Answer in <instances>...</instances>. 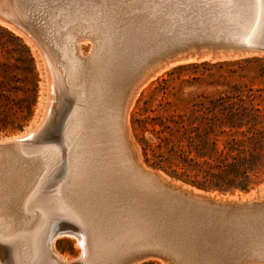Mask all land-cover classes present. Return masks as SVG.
Segmentation results:
<instances>
[{"label":"bare ground","instance_id":"obj_1","mask_svg":"<svg viewBox=\"0 0 264 264\" xmlns=\"http://www.w3.org/2000/svg\"><path fill=\"white\" fill-rule=\"evenodd\" d=\"M1 1L3 2V0ZM66 1L67 4L59 2L58 4L61 6L50 3V0L49 4L52 5L45 2L43 3L45 6L42 7L39 4L41 9L38 11L40 16L38 18L42 21L39 23L38 29L40 32L39 42L51 60L53 68L58 71L60 85L65 97L77 96V101L75 105L72 104L74 107L71 109L67 124H65V138H67L68 143L58 156L52 152L53 149L50 151L43 149L42 152L38 150V155L34 154L36 157H30L31 153L27 154L29 157H23L21 154L22 157H17L15 148L28 144L29 140L25 143L19 141L31 138L35 132L34 129L38 128L46 116L43 111L31 130H26L15 137L10 136L12 138H0V232L5 233V235L10 234V239L13 241L23 240L27 243V249H24L26 254L28 253L27 255L24 254L26 255L24 260L26 264H121L123 261L147 257H156L163 263L166 261L169 264H264V202L258 205L255 203L244 205L240 202L241 206H238L234 201H223L215 195L203 194V191L198 189L196 190L199 192L190 190L187 185L176 186L162 172L149 169L137 160L125 122L128 105L136 88V80L144 74L146 66L139 65V58L138 64L132 66L128 62L127 65L132 67L124 69L123 61L126 59L121 60L122 64L118 62L120 61L118 56H121L120 52L122 51H118L115 47L117 45L113 44L117 52L120 53L117 54L119 60L115 59L114 55L112 56L113 53H117L116 50H112L115 52L110 53L113 46L110 45L111 48L108 46L106 48L102 44L101 28L86 18L84 13L86 9L80 8L79 3L72 5L73 2ZM81 1L86 8L92 0ZM108 1L96 0L95 2L100 10L101 6L103 7ZM19 2L18 5H15L16 12H13L12 9L10 11L21 20L25 13L21 10L22 5H19ZM117 2L123 4L121 0ZM143 2L146 1L143 0ZM251 2L253 20L256 21L260 14V0H251ZM31 3L30 9H35L36 12L37 8L35 7L38 3L34 2V5ZM90 7L93 6L90 4ZM137 7H139L138 4ZM139 8L137 9L139 10ZM215 9L217 8L215 7ZM31 13L34 15V10ZM31 13L25 15L34 19L37 15L35 14L34 17ZM123 15L121 14V17ZM132 15L134 16L130 14L129 18L130 16L135 17L138 13L132 12ZM46 16L52 17L51 21L54 23L55 18L64 19L62 24H65L64 27L68 25L70 28L67 29V26L64 32L60 31L56 37L54 35L55 28L52 27L53 23L50 24ZM125 16L127 17V15ZM89 17L91 16L89 15ZM156 17L153 16L151 19ZM101 18H103L102 14ZM35 19L37 20V18ZM146 19L148 20V18ZM25 20L27 19L25 18ZM68 21L70 23L67 24ZM164 21L166 22L165 19ZM0 22L13 28L16 32L21 30V27L12 22ZM56 22L59 23V21ZM152 22H149L148 29ZM101 23L100 21L99 25H102ZM105 23L107 22L105 21ZM162 25L167 26L164 25V22L163 24L160 22L159 26ZM152 26V29H156L154 27L156 25L153 24ZM216 27H214L215 30ZM142 30L138 28L137 31ZM175 31L179 33V30ZM105 32L107 33V31ZM169 32L171 33L168 30L167 33ZM108 33L110 32L108 31ZM138 33H136L137 36L140 35ZM149 33L154 32L151 33L150 31ZM209 33L206 35L209 36ZM145 35L144 38H149L148 35L146 37ZM188 35L191 36L192 34L189 33ZM195 35L197 36V33ZM157 36H160V33ZM104 37L106 38L107 35ZM122 37L125 35L122 34ZM164 37L161 38L165 39L166 37ZM108 38L111 37H107L109 42L110 39ZM135 38L134 40H136ZM139 39L142 40V38ZM118 41L121 43L120 40ZM118 41H116L117 44ZM82 42L91 44L89 56H84L81 52L80 45ZM180 44L175 48L188 43ZM59 47L63 55L59 51ZM175 48L166 49L164 53ZM135 51L138 52V50ZM149 51L151 50L149 49ZM124 54H128V52ZM47 87L49 88L48 85ZM69 87L75 90L72 89L74 90L72 91L70 88L71 91H69ZM49 166L53 167L48 169ZM59 166H63L60 182L57 178L52 179V173L56 168L59 169ZM59 218L73 219L78 225L71 223L65 228H60L56 224V220ZM60 237L74 239V245L79 249L75 258L67 259L53 249L55 241ZM8 251L9 264H22L16 262L14 258L13 245L8 248ZM3 252H5L4 249L0 248V264H6L2 256Z\"/></svg>","mask_w":264,"mask_h":264},{"label":"trees","instance_id":"obj_2","mask_svg":"<svg viewBox=\"0 0 264 264\" xmlns=\"http://www.w3.org/2000/svg\"><path fill=\"white\" fill-rule=\"evenodd\" d=\"M11 56L0 49V133L20 130L37 96L28 49L22 45L21 53ZM258 63H264V56L189 62L167 71L154 88L163 98L153 108L143 101L132 120L144 162L202 191L244 192L261 182L264 65L250 70ZM186 87L195 89L185 93Z\"/></svg>","mask_w":264,"mask_h":264},{"label":"rangeland","instance_id":"obj_3","mask_svg":"<svg viewBox=\"0 0 264 264\" xmlns=\"http://www.w3.org/2000/svg\"><path fill=\"white\" fill-rule=\"evenodd\" d=\"M21 1H20L21 3L19 2V5H22L21 6V10H23V13H25V14L28 13L29 14V12L31 13L34 10V13L37 16L35 14L33 15V13H31V14L34 17L36 16L35 18H37L39 23H41L42 20L40 18H38V17H40L39 14H38V11H39V9H41V6H39V4H41L42 7H44L45 5L43 3L48 2V4H49V0H44V1L43 0H35V1L32 0L33 1L32 3H31V0H27V1L26 0L25 1L21 0ZM42 1H43V3H42ZM50 1H51L50 3H52V4L53 3L54 4H58L59 2H62L63 4H67L66 0H62V1L61 0H58V1L57 0H50ZM69 1L71 3L73 2L72 5H74V4L78 5V3H79L80 4L79 5L80 8L86 9L84 11V13L86 14V18L89 19L90 22L98 25V27L101 28V39H102L101 42H102V44L105 45V46L104 45L103 46L106 47V48H108V47L111 48V46H113L111 48V50L107 49V50L111 51L110 52L111 54L113 52H115V51H112V50H116V52H117V49H118V51H122V52L124 51L123 53L120 52L121 54L118 53V52L115 53V54L114 53L112 54V56L113 55L115 56L114 57L115 59H117V60L120 59V61H118L120 64H122L124 62L123 63L124 69L128 68V67H132V66H134V64L135 65L138 64V61H140L139 65L142 64L141 66H146L144 74L141 75L136 80V83H135V87L136 88L133 91V95H132V97L130 99V102H129V105H128V109H127V113H126V122H125L126 124L125 125H126V129L128 131V134H129L128 137H130L129 140L131 142V145H132V148H133V150L135 152L137 160L142 165H145L147 168L152 169L154 171H159V170H155V169L151 168L150 166H148L144 162L143 156L141 154L140 147H139L138 143L136 142V139H135L134 134H133L132 120L136 116V113L138 112V109L142 106V102L143 101L149 100L148 106L150 108H153V107H155L157 102L160 99L163 98V95L160 92H158L156 89H154L157 86V80L161 79V77L165 76V73L167 71H169L171 68H173L174 66L179 65V64H184V63H189V62H199V61H204V60L215 62V61H222V60H234V59L250 57V56H259V57L264 56V55H247V56L246 55H242V56H239L237 54H231V53H218V54H215L213 56H210V58L206 57V58H203V59H200V60L188 59V60H178V61H174V62H171V61H169V62L166 61L165 62V61H161L160 60V57L163 56L164 52H166V49L175 48L176 46L181 45L180 43H184V42L188 43V44L189 43H198V42L199 43H205L207 41H208V43H211V42L214 43L215 41L219 43V41H221V38L224 39V41H225L228 38L231 39L232 37H235L236 33L239 30L238 29L239 27L240 28L242 27L243 29H244V26H248V25H250L252 27H255L257 25V21H258L259 17H257L256 21L253 20L254 16H253V12H252V2H251V0H188V1L187 0H184V1L183 0H180V1L179 0H168V1H166V0H159V1L158 0H148L149 2L147 0H144V1L148 2L150 4V6H149L148 3L143 2V0H142L143 3L140 2L141 0H137V1H135V0H131V1L127 0V3H126V0H125V2H124V0H121L123 4H121V2H117L118 0H112V3H111V0H109V1L105 0V1H108V2H106V4L103 7L101 6V8H103V9H101L99 7L100 10L98 9V7L96 5V2H95L96 0H92L90 2V4L93 7H90V4H89V6H87L88 8L87 7L85 8L84 5H82V1L81 0H79V1H77V0H69ZM128 1H130L129 5H127ZM26 2H27V5H26ZM34 2L38 3V5H36V7H35V8H37L36 12H35V9H32V8L30 9V3H31V5H34ZM39 2H41V3H39ZM74 2H76V3H74ZM93 2H95V3H93ZM154 2H156L157 4L154 3ZM37 3H35V4H37ZM125 3H126V5H125ZM52 4H49V5H52ZM130 4H132V5H130ZM137 4H138V6L140 8L137 7ZM139 4H141L142 7ZM121 5H123V6H121ZM151 5H152V7H151ZM57 6H61V5L58 4ZM118 6H119V8H118ZM120 6L124 8V12L125 13L123 12V8H121ZM128 6H131V7H128ZM95 7H96V9H95ZM106 7H108V8H106ZM143 7H145L147 10L146 9L144 10ZM215 7L217 9H215ZM25 8H27V9H25ZM109 8L113 9V10H110ZM117 8H118L119 12H118ZM137 8H139V10ZM149 8H151V9L149 10ZM227 8H228V10H227ZM8 9L10 11V9H11L10 6H9ZM58 9H59V7H58ZM90 9H91V12H90ZM106 9H107L108 13L106 12ZM108 9L110 10V12H109ZM115 9H116V12H115ZM127 9L129 10V12H128ZM28 10H29V12H28ZM126 10H127L128 14H127ZM131 10H132V12L134 14L138 13V15H135V17H131V16H134V15H132ZM136 10H137V12H136ZM140 10L142 12V15H141ZM143 10H144L145 13L143 12ZM219 10H220V12H219ZM100 13L102 14L103 18H101V14ZM120 13L122 15L124 14L123 15L124 17L123 16L121 17ZM25 14H24V16L22 15V19L23 20L21 19V21L26 24V21H28V20L30 21L31 18L29 16H26ZM88 14L91 17H89ZM109 14H110V18H109ZM130 14H131V16L129 18ZM107 15H108V17H107ZM125 15H127V17ZM156 15H157V17H156ZM96 16H99V17H96ZM138 16H139V18H142V19H139ZM153 16L156 17L162 24L164 22V25H167V26H163L162 25L163 27L162 26L160 27L159 26L160 22L156 18L151 19ZM223 16H224V18H223ZM145 17L148 18V20ZM161 17L163 19H160ZM25 18L27 20H25ZM117 18H118V21H117ZM122 18H124V19H122ZM131 18H132V21H131ZM136 18H137V20H135L136 21L135 22L134 19H136ZM143 18H145V20H143ZM239 18H240V21L238 22ZM46 19L48 21H50V24L53 23L52 27L55 28L54 35H56V37H58L57 35H59L60 31L64 32V30L68 26V25H66L64 27L65 24H62V20L65 21L64 19H62V20L60 19L59 20V18L58 19L55 18V20L59 21V23H57L56 21H55V23L52 22L51 21L52 17H49V16H46ZM164 19L166 20V22L164 21ZM170 19H172V20H170ZM114 20H115V22H114ZM140 20H142V21H140ZM162 20H163V22H162ZM69 21L67 22V24L72 22V20L70 22ZM100 21L102 22L101 23L102 25H99ZM105 21L107 23L109 22L111 25L109 23L108 24L105 23ZM148 21L149 22L153 21L152 23H150L151 27L149 29H148V27H149V22ZM205 21H206V23H205ZM103 22H104V24H103ZM137 22H138V24L135 25ZM144 22H145V24H143ZM158 22H159V24H158ZM133 23H134V25H133ZM112 24H114L115 26L114 25L112 26ZM123 24H124V26H123ZM153 24L156 25L157 27H160V28L158 29L156 26H154L157 29V31H156V29H152V27H153L152 25ZM104 25H107V26H104ZM128 25H129V27H128ZM138 25L139 26L141 25V26L139 27ZM208 25H209V27H208ZM130 26H131V28H130ZM132 26H135V27L132 28ZM136 26H137V28H136ZM215 26H217L216 30L214 29ZM0 27L2 28V29H0V49L3 50V51H7L10 55H12L11 57L13 59V58L17 57V55L19 53H21V46L24 45L28 49L29 54L31 55V57L33 59L35 72L37 74V96H36V101H35V104H34V107H33V111H32L31 117L22 126V128L20 130L1 132L0 133V138L7 139L6 137H10V136L15 137V136H18V134L20 132H22V131L31 130L32 127H34L36 125V123H37V121H38V119H39V117L41 115V112L43 111L44 114L46 113V116L42 119V122H41V124L38 125V128L36 127V130L34 129L35 132L31 136V138L29 139L28 144L27 145H21L20 147L19 146L16 147L15 151L17 152V157H22L21 155H23V157H25V156L32 157V156H34V154L38 155L39 152L44 151L43 149H45V150L47 149L49 151L53 149L52 152H54V154L58 156V155L61 154V151H63V149H65V147L67 146V143H68L67 138H65L66 137V133H65L66 125L65 124H67V119H68V117H69V115L71 113V109H73V107H74L73 105H75V103L77 101L76 100L77 96L69 94L70 96L69 95L68 96L70 98L69 97H65L64 92H63V90L61 88V85H60V78H59L58 71L53 68V66L51 64V60L49 59L48 55L44 52V50L41 47V44L39 42V38H40V32H39V29H38L39 27H36V28H33V29H30V28L29 29L28 28L24 29V28L21 27V30L19 31V32H22L21 34L19 32H16V30L14 31L13 28H11V27H9L8 25H5V24H1ZM103 27H105V28H103ZM68 28H70V27L68 26L67 29ZM120 28H122V29H120ZM138 28H139V30H142V29H144V30L139 32V31H137ZM161 28H163V29H161ZM126 29H127V31H126ZM120 30H121V32H120ZM133 30H135L137 32H135ZM161 30L164 31V32L162 33ZM168 30L171 31L172 34L173 33L174 34L172 35L170 32L167 33ZM175 30H179V33H178V31L176 32ZM232 30H234V31H232ZM105 31H107V33L109 31L110 33L107 34ZM145 31H146V33H149L150 31H151V33L152 32H154V33L146 34ZM205 31H206V33H205ZM125 32H126V34H125ZM157 32H158V34H157ZM184 32H185V34H184ZM195 32L197 33V36L195 35L196 34ZM198 32L199 33L201 32V34H199ZM207 32L208 33L210 32L209 36H207L208 35ZM212 32H213V34H211ZM221 32L223 34L225 33V35H223ZM133 33H134V35H133ZM136 33H138V34H140L142 36H140V35L137 36ZM159 33H160V36L162 38L165 36L166 38L165 37L164 38L166 40L162 39L160 36H157V35H159ZM161 33H162V35H161ZM189 33L192 34V35L191 36L188 35ZM22 34H23V36H22ZM122 34H123V36L125 35V37H122ZM143 34L144 35L146 34L145 37L148 35L147 37H149V38H147V39L144 38ZM104 35L105 36L107 35V37L108 36L111 37V38H108V39H110L109 42L107 40V37L105 38ZM110 35H112V36H110ZM132 35H133V37H132ZM155 35H156V37H155ZM167 35H169V36H167ZM199 35H201L202 37L199 36ZM203 35H205L206 38ZM24 36H27V37H24ZM131 37H132V39H131ZM134 37H136L135 39L137 41H138L139 38H142V40L139 39V41H138L139 43H138L136 40H134ZM137 37H139V38H137ZM150 37H151V39H150ZM191 37H194V38L191 39ZM199 37H200V41H199ZM167 38H169L170 40L169 39L167 40ZM129 39H131V40H129ZM144 39H146V40H144ZM178 39H179V41H178ZM31 40H32V42H30ZM112 40H113V42H112ZM115 40L116 41L120 40L121 43H119V41H118V44H117V42ZM188 40H190V41H188ZM191 40H193V41H191ZM203 40H205V41H203ZM126 41H128V42H126ZM129 41H130V43H129ZM150 41H151V43H150ZM103 42L107 43L108 45H106ZM168 42H170V43H168ZM33 44H35V45H33ZM113 44L117 45L119 47L115 46L117 48L116 49ZM132 44H133V46H132ZM140 44H142V45H140ZM144 44H146V45L144 46ZM148 44H150V45H148ZM156 44H157V46H155ZM159 44H160L161 47L159 46ZM137 45L139 46L138 48H137ZM141 46L142 47L144 46V47L142 48ZM121 47H123V48H121ZM129 47H130V49H129ZM134 47H136V48H134ZM145 47H149V48H145ZM134 49L138 50V52L135 51ZM149 49L151 51H149ZM80 50H81V52L83 53L84 56H89L90 53H91V44L82 42L81 45H80ZM129 50H131V51L129 52ZM59 51L62 53V50H61L60 47H59ZM125 52L126 53L128 52V54H124ZM117 54H120L121 56H118ZM122 54H124V55H122ZM138 54H139V56H138ZM62 55H63V53H62ZM117 56L119 57V59H118ZM41 57L43 58V60H42ZM122 59L123 60L126 59L127 62H126V60H124L122 62L121 61ZM134 61H136V62H134ZM128 62H129L130 65L132 64V66H130L129 64L127 65ZM262 64L264 65V63H262ZM262 64L258 63V64L252 65V67H250L251 73H254V72L258 71V69L261 66H263ZM123 65H122V67H123ZM62 68H63V63H62ZM187 75L188 74L186 72H183L181 78L186 79L188 77ZM47 81H49V82H47ZM177 82H178L177 80L174 81V83H177ZM47 85L49 86V88L47 87ZM70 88L71 87L68 88L69 91L74 89V88H71V90H70ZM194 89H195L194 87H186V88H184V92L186 93V92L192 91ZM200 89L201 90L204 89L206 91H210L211 90V88H205V87H201ZM74 90H72V91H74ZM73 98H75V99H73ZM62 133L64 134V136H63ZM12 137H10V138H12ZM144 137L146 139H148L149 141H151L153 139L151 134L148 133V132L144 133ZM2 140H4V139H2ZM23 146H25V149H23ZM26 146H28V147H26ZM44 146H46V147H44ZM38 150H39V152H38ZM34 151H35V153H33ZM18 153H19V155L20 154L21 155L19 156ZM29 153H31V155L28 156L27 154H29ZM36 155L34 157H36ZM50 167L52 168L53 166H49L48 169H51ZM56 172H58V173H56ZM62 173H63V166H59V169L56 168L54 170V172L52 173L53 174L52 175V179L53 178L54 179L57 178L58 182H60ZM167 178L169 180H171V182L173 184H175L176 186L187 185V184H185V183H183V182H181L179 180L171 178L170 176H168ZM187 186H189V185H187ZM187 186H185V187H187ZM190 187H192V186H189L187 188L190 189V190H193L195 192H199V191L196 190V188L193 189L194 187H192V188H190ZM207 192H212V191H203V194L215 195L217 198H219V199H221L223 201H234V203L237 204L238 206H241L239 204L240 202H242L244 205H249L250 203H253L251 201L254 198H256L258 196L259 197L264 196V179L261 182H259L258 184H256L255 186H253L252 188H250V189H248L247 191H244V192L239 191V190H235V191H233L231 193H220V192L207 193ZM71 223H72V225H78V223L75 220H73V219L68 220V219H65V218H59V220H56V224L60 228H65V226H69V225H71ZM10 237H11L10 234H6L5 235V233L0 232V246H1L0 248L4 249V251H5V252L2 253V256H3L6 264H9V258H8L9 251H8V248H11L12 245H13V248H14V258L16 259V262L24 264L25 263L24 260L26 259L25 256L28 254V253L26 254V252H25V250L27 249V243L25 241H23V240H21V241L20 240L13 241V240L10 239ZM6 249H7V251H6ZM53 249L57 253H59L60 255L64 256L67 259L75 258L78 255V253H79V249L77 247H75V245H74V239L70 238V237H60V238H58L55 241L54 245H53ZM5 254H7V255H5ZM21 254H23V255H21ZM24 254H26V255H24ZM121 264H169V263H167L166 261L163 263V261L159 260L156 257H154V258L153 257H147V258H144V259L123 261ZM252 264H259V263H252Z\"/></svg>","mask_w":264,"mask_h":264},{"label":"water","instance_id":"obj_4","mask_svg":"<svg viewBox=\"0 0 264 264\" xmlns=\"http://www.w3.org/2000/svg\"><path fill=\"white\" fill-rule=\"evenodd\" d=\"M19 1L20 0H3V2L0 3V21H9L10 23L12 22L14 25H18L19 27H22L24 29H33L39 27V22L35 18H31V20L29 22L26 21L25 24L18 19L16 14L13 13L15 11V5ZM9 6L13 10V12L9 11ZM239 21L240 18L238 22ZM218 53H231L237 54L239 56L264 55V0H260V14L257 21V25L255 27H252L250 25L244 26V29L241 27L239 28L235 37H232L231 39L228 38L225 41L221 38V41L219 43L214 42L185 44L184 46L175 48L174 50L164 53L163 56L160 57V60L167 62L188 59L200 60L206 57L210 58V56H213ZM23 132L24 131L20 132L19 134ZM28 140L29 139H24L19 142L25 143ZM163 174L168 177V175H166L165 173ZM251 202L255 203V205H258L261 202L263 203L264 196L260 198L258 196V199L254 198Z\"/></svg>","mask_w":264,"mask_h":264}]
</instances>
